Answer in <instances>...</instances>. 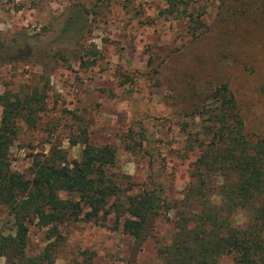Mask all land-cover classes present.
I'll return each mask as SVG.
<instances>
[{
  "label": "rangeland",
  "instance_id": "1",
  "mask_svg": "<svg viewBox=\"0 0 264 264\" xmlns=\"http://www.w3.org/2000/svg\"><path fill=\"white\" fill-rule=\"evenodd\" d=\"M165 6V0H0V93L39 101L33 125L16 122L7 149L11 170L29 177L33 154L77 160L84 137L114 149L105 174L124 192L153 185L160 196L179 199L195 156L184 142L198 128L193 107L221 82L244 130L264 137V0H195L204 25L193 36ZM78 9L81 16L69 25ZM65 27L73 39L60 41ZM84 210L58 225L54 264L154 262L169 240L171 211L150 220L137 243L113 213L86 219ZM26 225V254L33 255L47 242V227ZM11 230L0 205V231ZM218 264H232L231 257Z\"/></svg>",
  "mask_w": 264,
  "mask_h": 264
},
{
  "label": "trees",
  "instance_id": "2",
  "mask_svg": "<svg viewBox=\"0 0 264 264\" xmlns=\"http://www.w3.org/2000/svg\"><path fill=\"white\" fill-rule=\"evenodd\" d=\"M194 1L165 0L164 8L182 20L191 36L204 25ZM80 16L78 9L66 22L71 25ZM73 36L65 27L58 39L67 41ZM13 48L20 50L17 45ZM203 97L206 102L193 107L198 128L184 139L187 150L195 152L189 180L181 197L173 199L160 196L153 185L124 192L105 174V168L114 163V149L89 143L84 137L77 160L33 154L29 177L11 170L7 149L16 122L22 119L33 125L39 101L35 95L20 98L1 92L0 205L12 223L10 232L0 231V255L6 257V264H54L58 225L77 218L82 207L86 219L98 213H113L116 223L121 218V231L137 243L147 234L144 230L150 220L161 216V210L171 211L168 242L158 248L154 262L140 264H218L224 255L231 257L232 264H264V137L244 130L226 83L217 84ZM59 192L75 194L76 200L61 199ZM33 221L47 227V242L39 252L28 255L26 223Z\"/></svg>",
  "mask_w": 264,
  "mask_h": 264
}]
</instances>
